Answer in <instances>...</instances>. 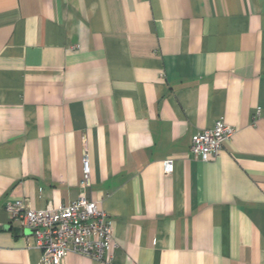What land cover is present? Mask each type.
<instances>
[{"label":"crops","instance_id":"1","mask_svg":"<svg viewBox=\"0 0 264 264\" xmlns=\"http://www.w3.org/2000/svg\"><path fill=\"white\" fill-rule=\"evenodd\" d=\"M81 192L112 243L60 264H264V0H0V264L40 258L7 203Z\"/></svg>","mask_w":264,"mask_h":264},{"label":"built area","instance_id":"2","mask_svg":"<svg viewBox=\"0 0 264 264\" xmlns=\"http://www.w3.org/2000/svg\"><path fill=\"white\" fill-rule=\"evenodd\" d=\"M233 127L218 119L210 128L199 130L191 140L189 151L199 160L213 159L230 139ZM172 159L163 161V171H173ZM81 190L91 185L87 155L82 160ZM10 221L18 227L29 229L40 251L38 264H60L67 252H74L101 260L112 243V223L98 203L88 199L83 192L65 206L45 209L27 208L23 201L6 204Z\"/></svg>","mask_w":264,"mask_h":264},{"label":"water","instance_id":"3","mask_svg":"<svg viewBox=\"0 0 264 264\" xmlns=\"http://www.w3.org/2000/svg\"><path fill=\"white\" fill-rule=\"evenodd\" d=\"M7 227L12 228L15 233L20 232V230H19L20 228L18 229V227H11V226H7ZM28 231L31 232L30 230H28Z\"/></svg>","mask_w":264,"mask_h":264}]
</instances>
